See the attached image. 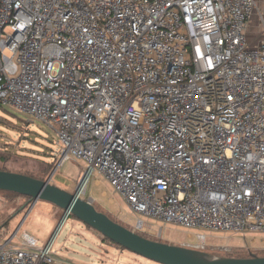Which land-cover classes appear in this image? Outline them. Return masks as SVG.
<instances>
[{
    "label": "built area",
    "instance_id": "obj_1",
    "mask_svg": "<svg viewBox=\"0 0 264 264\" xmlns=\"http://www.w3.org/2000/svg\"><path fill=\"white\" fill-rule=\"evenodd\" d=\"M255 7L0 0V105L54 130L58 163L83 160L85 182L97 171L137 214L264 232V20L256 45L246 37ZM134 228L162 229L141 218ZM13 237L0 239V264H76L52 241ZM198 238L189 247L203 248Z\"/></svg>",
    "mask_w": 264,
    "mask_h": 264
},
{
    "label": "rangeland",
    "instance_id": "obj_2",
    "mask_svg": "<svg viewBox=\"0 0 264 264\" xmlns=\"http://www.w3.org/2000/svg\"><path fill=\"white\" fill-rule=\"evenodd\" d=\"M255 3L254 20L258 24L261 19L264 20V0H255ZM56 141L57 135L50 127L33 121L31 117L12 108L0 105V167L12 172L37 174L44 179L55 169L49 179L50 183L73 192L86 171L87 164L81 159L72 158L58 163L59 156L56 153L59 151V145ZM81 197L89 200L98 211L127 228L135 229L137 218L150 223L156 231L161 227V233H145L152 240L172 245L197 246L202 245L198 234L204 233V247L199 249L211 254L247 256L248 250L264 253V232H210L171 223L163 224L137 214L97 171L88 176ZM29 209L31 215L40 213L41 218L30 223L38 231H43L46 216L55 222L56 225L48 236L49 241L53 242V250L61 248L72 256H80L96 264H158L103 241L97 232L72 216L66 217L62 222L63 211L46 201L33 202L28 197L9 195L4 191H0V239L7 238L15 231ZM24 221L26 222L25 219ZM25 230L24 227L17 229L15 240ZM28 232L33 234L32 230ZM48 237L39 238L37 245L43 246L44 244H41L46 242Z\"/></svg>",
    "mask_w": 264,
    "mask_h": 264
},
{
    "label": "water",
    "instance_id": "obj_3",
    "mask_svg": "<svg viewBox=\"0 0 264 264\" xmlns=\"http://www.w3.org/2000/svg\"><path fill=\"white\" fill-rule=\"evenodd\" d=\"M54 171L55 169L47 179L41 180L23 173L0 169V191L28 196L33 202L46 201L63 211L62 222L66 217L74 216L110 242L158 264H264V256L254 253L248 257L218 256L193 247L146 238L115 222L105 213L98 211L91 202L80 197L81 184L85 181L87 172H84L75 190L69 192L50 183L49 179Z\"/></svg>",
    "mask_w": 264,
    "mask_h": 264
},
{
    "label": "crops",
    "instance_id": "obj_4",
    "mask_svg": "<svg viewBox=\"0 0 264 264\" xmlns=\"http://www.w3.org/2000/svg\"><path fill=\"white\" fill-rule=\"evenodd\" d=\"M254 19L255 18H254V14H253V16L251 17V19L248 23L247 30H246V37H247V40H248L250 45H256L262 37V29L260 26V22H258V24H257ZM29 211H30V209L25 213L23 219L19 222L15 231L10 236H8L9 238L14 236L13 237V243H19L21 240V236L23 234H27V235L31 236L33 239L36 240V243H37V242H39L38 241L39 238L40 239H46L48 236H50L51 231L53 230L54 226L56 225L55 222L51 221V218L49 216L48 217L46 216V218L44 220L45 227H44L43 231H38L36 229V227H33L30 223L35 221V220H39L40 213L36 212L33 215H31L32 212L30 213ZM24 219L26 220V222L24 221ZM21 227H24L26 230L23 231V234L15 240V237L17 234V229H19ZM29 230H32L33 234L28 232ZM3 232H4V230H3ZM48 241H49V237H48L47 241L43 242L41 245H43V244L45 245ZM52 247H53V242H52ZM53 251H54L56 258H58V259L68 260V261H70L72 263H76V264H96L95 262H92L90 260L89 261L84 260V258H82L80 256H75V255L72 256L69 252L63 251L61 248L54 249Z\"/></svg>",
    "mask_w": 264,
    "mask_h": 264
},
{
    "label": "trees",
    "instance_id": "obj_5",
    "mask_svg": "<svg viewBox=\"0 0 264 264\" xmlns=\"http://www.w3.org/2000/svg\"><path fill=\"white\" fill-rule=\"evenodd\" d=\"M0 169L1 170H6V169H3L2 167H0ZM9 171V170H8ZM23 174H26V175H28V176H31V177H34V178H37V179H41V180H45L42 176H40V175H37V174H33V173H29V172H23ZM4 192H6V191H4ZM6 194H9V195H20V194H17V193H15V192H6ZM20 196H24V195H20ZM25 197H28V196H25ZM29 198V197H28ZM30 199V198H29ZM73 218H75L74 216H72ZM76 219V218H75ZM85 225V224H84ZM87 227H89L88 225H86ZM89 228H91V227H89ZM92 229V228H91ZM130 229V228H129ZM93 230V229H92ZM130 230H133L134 232H136V233H138V234H140V235H142V236H144V237H146V238H148L146 235H145V233H142V232H138V231H136L135 229H130ZM100 235V234H99ZM101 236V235H100ZM101 239L103 240V241H107V242H110V240H108L106 237H103V236H101ZM110 243H113V242H110ZM115 246H117V247H119V248H121V249H123V250H125L124 248H122V247H120V246H118L117 244H115V243H113ZM251 253H253V252H251V251H249L248 250V255L247 256H242V255H231V254H228V255H226V256H230V257H248ZM254 254H256V255H264V253H255L254 252Z\"/></svg>",
    "mask_w": 264,
    "mask_h": 264
},
{
    "label": "bare ground",
    "instance_id": "obj_6",
    "mask_svg": "<svg viewBox=\"0 0 264 264\" xmlns=\"http://www.w3.org/2000/svg\"><path fill=\"white\" fill-rule=\"evenodd\" d=\"M84 189H85V181H83L81 184V191H84Z\"/></svg>",
    "mask_w": 264,
    "mask_h": 264
}]
</instances>
